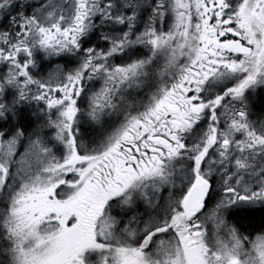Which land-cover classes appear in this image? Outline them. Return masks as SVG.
Wrapping results in <instances>:
<instances>
[{"label":"snow or ice","instance_id":"snow-or-ice-1","mask_svg":"<svg viewBox=\"0 0 264 264\" xmlns=\"http://www.w3.org/2000/svg\"><path fill=\"white\" fill-rule=\"evenodd\" d=\"M0 121V264H264V0H0Z\"/></svg>","mask_w":264,"mask_h":264},{"label":"trees","instance_id":"trees-1","mask_svg":"<svg viewBox=\"0 0 264 264\" xmlns=\"http://www.w3.org/2000/svg\"><path fill=\"white\" fill-rule=\"evenodd\" d=\"M261 217H264V207H261V206L256 209H246L242 212H236V218L243 220L245 225L249 223L258 225Z\"/></svg>","mask_w":264,"mask_h":264},{"label":"flooded vegetation","instance_id":"flooded-vegetation-1","mask_svg":"<svg viewBox=\"0 0 264 264\" xmlns=\"http://www.w3.org/2000/svg\"><path fill=\"white\" fill-rule=\"evenodd\" d=\"M0 123H3V122L0 121ZM258 207H259V206H257V207L255 206V207H252V208H258ZM252 208H247V209H252ZM244 210H246V209H240V210H237L236 212H242V211H244Z\"/></svg>","mask_w":264,"mask_h":264},{"label":"rangeland","instance_id":"rangeland-1","mask_svg":"<svg viewBox=\"0 0 264 264\" xmlns=\"http://www.w3.org/2000/svg\"><path fill=\"white\" fill-rule=\"evenodd\" d=\"M1 122H2V121H1ZM257 206H259V205H257ZM257 206H256V207H257ZM259 207H260V206H259ZM252 209H256V208H252Z\"/></svg>","mask_w":264,"mask_h":264}]
</instances>
